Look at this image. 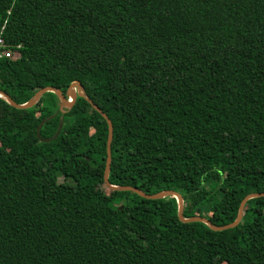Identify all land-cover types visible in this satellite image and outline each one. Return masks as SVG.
<instances>
[{
	"label": "trees",
	"instance_id": "trees-1",
	"mask_svg": "<svg viewBox=\"0 0 264 264\" xmlns=\"http://www.w3.org/2000/svg\"><path fill=\"white\" fill-rule=\"evenodd\" d=\"M2 26L0 92L79 83L109 185L215 227L264 193V0H0ZM106 137L82 98L0 99V264H264V197L231 229L180 222L103 185Z\"/></svg>",
	"mask_w": 264,
	"mask_h": 264
},
{
	"label": "water",
	"instance_id": "water-1",
	"mask_svg": "<svg viewBox=\"0 0 264 264\" xmlns=\"http://www.w3.org/2000/svg\"><path fill=\"white\" fill-rule=\"evenodd\" d=\"M45 93H51L56 97V99L58 100V104H59L60 109H69L74 104L76 98H82L105 121L106 126H107V137H106V142H105V161H104V170H103V174H102V182H103V185L108 190L132 192V193L136 194L137 196H139L140 198L145 199V200H155V199H163L165 197H172V198H174V200L176 202L177 219L180 222H183V223L199 222V223H202L205 226H207L210 230L216 231V232L234 228L241 219L244 204L250 199L264 197V193L247 195L246 197H244L241 200V202L238 205V210H237V215H236L235 220L231 224H227V225H224L221 227H215V226H212L211 224H209V222L207 220L200 218V217H193V218H188V219L183 218L182 214H181L182 213V199L179 195H177L174 192L164 191V192L156 193L154 195H145L144 193L138 191L137 189L131 188V187H121V186L109 185L107 182V176H108V171H109V167H110V143H111V139H112L111 123L106 118L105 114L101 113V111L95 105H93L91 103V101L86 97V95L84 94V91H83V89L79 83H77V82L71 83L68 86V88L66 89V92L64 95H62L60 93V91H57L53 88L47 87V88L40 89L26 103L20 104V105L15 104L13 101H11V99H9L5 94H3L1 92H0V99H2L4 102H6L7 105H9L10 107H12L14 109H29L31 106L36 104V102L39 100V98ZM43 122L44 121H41L37 125V127L35 129V136L41 142L46 143V142L53 140L57 136V132L53 135V137L51 139H48V140L40 139L39 138V129H40L41 125L43 124Z\"/></svg>",
	"mask_w": 264,
	"mask_h": 264
},
{
	"label": "built area",
	"instance_id": "built-area-1",
	"mask_svg": "<svg viewBox=\"0 0 264 264\" xmlns=\"http://www.w3.org/2000/svg\"><path fill=\"white\" fill-rule=\"evenodd\" d=\"M3 26L0 28V33L2 32ZM18 57V54L16 51L11 50L7 48L3 40L0 37V59L1 58H10V59H16Z\"/></svg>",
	"mask_w": 264,
	"mask_h": 264
},
{
	"label": "rangeland",
	"instance_id": "rangeland-1",
	"mask_svg": "<svg viewBox=\"0 0 264 264\" xmlns=\"http://www.w3.org/2000/svg\"><path fill=\"white\" fill-rule=\"evenodd\" d=\"M101 189H102V186H101Z\"/></svg>",
	"mask_w": 264,
	"mask_h": 264
}]
</instances>
